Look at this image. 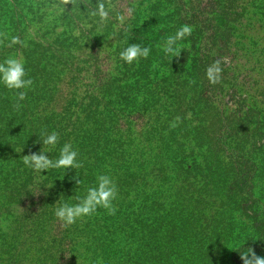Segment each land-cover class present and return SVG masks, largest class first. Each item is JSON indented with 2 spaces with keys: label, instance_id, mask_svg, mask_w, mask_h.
Returning <instances> with one entry per match:
<instances>
[{
  "label": "trees",
  "instance_id": "16d2710c",
  "mask_svg": "<svg viewBox=\"0 0 264 264\" xmlns=\"http://www.w3.org/2000/svg\"><path fill=\"white\" fill-rule=\"evenodd\" d=\"M56 4L0 0V62L22 58L34 81L19 110L0 84V264H243L249 247L264 257V220L243 209L246 189L247 206L264 210V6L113 0L101 24L89 15L96 0ZM184 24L193 32L180 55H165L158 45ZM12 36L27 47H7ZM133 43L151 52L129 65L119 53ZM206 86L224 120L215 140ZM45 130L59 134L51 159L70 142L83 167H26ZM99 174L118 187L116 214L98 208L63 226L55 203H76Z\"/></svg>",
  "mask_w": 264,
  "mask_h": 264
},
{
  "label": "clouds",
  "instance_id": "9594fccd",
  "mask_svg": "<svg viewBox=\"0 0 264 264\" xmlns=\"http://www.w3.org/2000/svg\"><path fill=\"white\" fill-rule=\"evenodd\" d=\"M90 2L91 0H80V4H83L86 8H89ZM69 4L76 7L77 0H57L56 7H66ZM112 6L113 0H96L95 7L89 8V15L99 17L100 23L103 24L109 18ZM161 15H166V12L162 11ZM192 32V26L184 24L173 35L166 36L163 43L158 45V47L162 49L165 55H171L173 57L179 56L181 49L178 42L191 36ZM6 39H8L7 34L0 32V45L4 44ZM17 44L22 47H27V44L19 36H12L7 47H12ZM150 52V46L133 43L120 51L119 58L131 65L133 62H138L141 58L147 59ZM220 65L221 61L216 60L206 69V76L212 84H216L220 80V74L222 72ZM26 76L27 72L22 58L16 55H10L0 62V84H3L9 90H15L16 103H14L13 107L16 110L21 108L22 105L19 102L26 99V90L30 89L34 83L33 79L26 78ZM21 89L25 91H21ZM179 121V117L174 118L170 124V128L177 127ZM58 141L59 134L57 132L53 131L48 133L46 130L41 132L37 142H42L44 147L41 148L39 153L23 155V164L38 173H44L49 169L74 168L79 170L82 168L83 164L77 160L78 151L73 148L70 142L63 144L60 148L58 158L53 160L49 157L48 153L56 147ZM76 183L80 185L82 181L76 178ZM117 195L118 187L114 180L108 175L99 174L96 177V184L87 188L86 194L83 197H75L76 203L66 202L64 196L61 195L60 200L55 203L54 215L65 227L75 224L80 218L93 215L98 208H104L109 215H115L118 209L114 206L113 201L117 198ZM72 198L70 197L69 199ZM239 254L243 264H264V257L258 256L251 247L248 248V251L239 252Z\"/></svg>",
  "mask_w": 264,
  "mask_h": 264
},
{
  "label": "rangeland",
  "instance_id": "374dc122",
  "mask_svg": "<svg viewBox=\"0 0 264 264\" xmlns=\"http://www.w3.org/2000/svg\"><path fill=\"white\" fill-rule=\"evenodd\" d=\"M233 3V7H235L236 9L241 10L243 7L253 4L255 6H264V0H228V2ZM205 97L208 99V102L211 103L210 109L207 113V115L205 116V124L207 126L208 131L210 132L211 136L215 139H217L219 133L222 131V126L224 124V120H222V116H221V111L220 108L218 106V103L214 101L215 96H216V90L211 89L209 86H206L205 88ZM261 97V96H260ZM259 100H263V99H259ZM226 169L228 172H233L236 174V170L230 166V165H226ZM241 176H236V180H240ZM247 190L245 189L243 191V195H244V202H243V209H244V213L246 214L247 212L250 213V216L246 215L247 220L249 221V223H254V221L256 222H261L264 220V210L262 208V206H260L259 203H254L251 205V207L247 206V202L249 200V197L247 196ZM245 192V193H244ZM246 211V212H245ZM216 254V251L213 252V255Z\"/></svg>",
  "mask_w": 264,
  "mask_h": 264
}]
</instances>
